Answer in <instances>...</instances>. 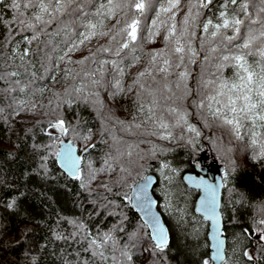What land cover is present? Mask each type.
<instances>
[{"label": "snow or ice", "instance_id": "1", "mask_svg": "<svg viewBox=\"0 0 264 264\" xmlns=\"http://www.w3.org/2000/svg\"><path fill=\"white\" fill-rule=\"evenodd\" d=\"M0 128L19 180L71 197L37 220L0 179V264H264V195L233 179L264 172V0H0Z\"/></svg>", "mask_w": 264, "mask_h": 264}, {"label": "trees", "instance_id": "2", "mask_svg": "<svg viewBox=\"0 0 264 264\" xmlns=\"http://www.w3.org/2000/svg\"><path fill=\"white\" fill-rule=\"evenodd\" d=\"M153 46V45H150ZM159 46V42L157 45ZM84 119L88 121L93 127L98 126V121L93 119V114L87 110H84L82 113ZM118 115L123 116L124 113L120 112ZM6 135V130L0 128V138ZM144 147V145H142ZM99 151V149L97 150ZM200 152H204V156L207 158V162L210 163L212 159H214V153L210 152L207 147L204 145L200 146V151L196 154L197 158ZM23 156V151H21L20 155L15 160H5L2 156H0V179L9 183L10 185L16 184H26V195L21 200V211H24L37 220L46 216V214L52 210L55 206L65 207L67 209H71L70 204V194L67 190L60 185H56L54 188L51 186H46L43 182H41L36 177H30L27 181H22L18 179L19 174L23 171L25 167V161L21 158ZM177 160L183 159V155L181 153H177ZM237 161L240 164L235 176L233 177L234 182L240 185L243 188H246L250 194L254 197H259L264 195V183L261 182L260 177L264 175V172L258 167L253 165L250 161H247L243 154H239L237 156ZM219 164V161H217ZM64 181L61 180L60 184H63ZM69 187L72 188V193L74 194L77 189L74 182H69ZM35 190H44L47 191L50 196L56 201V205H53L51 201L46 200L45 198H41L39 196L38 191ZM246 211L244 208L238 209L237 214L240 217H243ZM4 210L0 209V214H3ZM130 216L134 215L133 212L129 213ZM18 219L17 216L11 215L7 218V220H0V232L4 230V224H7L9 229L12 228L14 222ZM167 220L168 218L165 217ZM174 246L182 251V246L178 244L175 239L173 240ZM9 248L14 247V245L9 244ZM19 252H10L5 249H0V256H3L5 259H12L15 256L19 259ZM177 260L183 261L184 257L180 254V251L176 253Z\"/></svg>", "mask_w": 264, "mask_h": 264}, {"label": "water", "instance_id": "3", "mask_svg": "<svg viewBox=\"0 0 264 264\" xmlns=\"http://www.w3.org/2000/svg\"><path fill=\"white\" fill-rule=\"evenodd\" d=\"M197 159L201 164L204 165L203 171L208 172V174L212 176L217 175V172L215 171V169H217L218 167L217 161H214V159H212V162L208 164L207 158L204 156V152H200ZM196 171L199 172L200 169H196Z\"/></svg>", "mask_w": 264, "mask_h": 264}, {"label": "rangeland", "instance_id": "4", "mask_svg": "<svg viewBox=\"0 0 264 264\" xmlns=\"http://www.w3.org/2000/svg\"><path fill=\"white\" fill-rule=\"evenodd\" d=\"M218 164V163H217Z\"/></svg>", "mask_w": 264, "mask_h": 264}]
</instances>
